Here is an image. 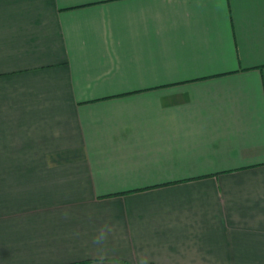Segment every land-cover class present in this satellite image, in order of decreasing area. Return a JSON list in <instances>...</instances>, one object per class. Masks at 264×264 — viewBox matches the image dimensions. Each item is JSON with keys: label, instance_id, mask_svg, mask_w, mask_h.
Here are the masks:
<instances>
[{"label": "crops", "instance_id": "1", "mask_svg": "<svg viewBox=\"0 0 264 264\" xmlns=\"http://www.w3.org/2000/svg\"><path fill=\"white\" fill-rule=\"evenodd\" d=\"M0 264H264V0H0Z\"/></svg>", "mask_w": 264, "mask_h": 264}]
</instances>
